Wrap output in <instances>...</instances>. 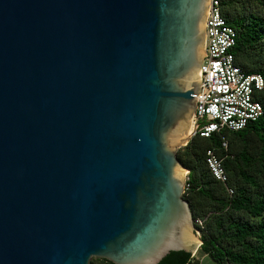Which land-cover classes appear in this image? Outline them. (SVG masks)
I'll return each instance as SVG.
<instances>
[{"label":"water","instance_id":"1","mask_svg":"<svg viewBox=\"0 0 264 264\" xmlns=\"http://www.w3.org/2000/svg\"><path fill=\"white\" fill-rule=\"evenodd\" d=\"M210 0H0V264H159L183 198Z\"/></svg>","mask_w":264,"mask_h":264},{"label":"trees","instance_id":"2","mask_svg":"<svg viewBox=\"0 0 264 264\" xmlns=\"http://www.w3.org/2000/svg\"><path fill=\"white\" fill-rule=\"evenodd\" d=\"M218 1L228 26L236 32L232 49L236 64L247 74H259L264 82V0ZM256 100L263 115L241 131H223L209 138L196 135L176 153L188 171L183 198L193 221L203 220L202 227L194 225L202 242L197 253L212 264H264V88ZM223 139L226 150L221 148ZM209 148L222 159L226 183L208 171L205 151ZM193 257L171 252L159 264H201ZM89 264L111 263L94 259Z\"/></svg>","mask_w":264,"mask_h":264},{"label":"built area","instance_id":"3","mask_svg":"<svg viewBox=\"0 0 264 264\" xmlns=\"http://www.w3.org/2000/svg\"><path fill=\"white\" fill-rule=\"evenodd\" d=\"M235 43L236 32L228 26L219 1L210 0L205 22L204 57L200 67V93L195 95L191 138L196 135L209 138L223 131H241L263 115V108L256 100L257 93L264 88L263 78L259 74L245 73L236 64L232 52ZM221 148L227 149L225 139ZM205 163L215 180L227 182L222 159L215 149L205 151ZM227 191L232 194L231 189ZM193 223L197 227L203 226L201 219Z\"/></svg>","mask_w":264,"mask_h":264},{"label":"rangeland","instance_id":"4","mask_svg":"<svg viewBox=\"0 0 264 264\" xmlns=\"http://www.w3.org/2000/svg\"><path fill=\"white\" fill-rule=\"evenodd\" d=\"M252 5H253V2L249 6H252ZM258 8L260 9L259 5H258ZM193 258L195 260L198 259L201 262V264H212L208 258H205L199 253L195 254ZM94 259L95 258H92L91 260H94Z\"/></svg>","mask_w":264,"mask_h":264},{"label":"bare ground","instance_id":"5","mask_svg":"<svg viewBox=\"0 0 264 264\" xmlns=\"http://www.w3.org/2000/svg\"><path fill=\"white\" fill-rule=\"evenodd\" d=\"M193 133V128L192 126L189 127V135H191Z\"/></svg>","mask_w":264,"mask_h":264}]
</instances>
